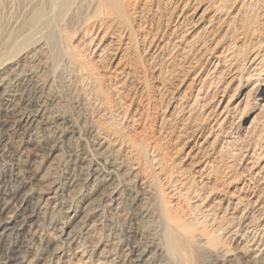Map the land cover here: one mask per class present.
<instances>
[{"label":"bare ground","instance_id":"bare-ground-1","mask_svg":"<svg viewBox=\"0 0 264 264\" xmlns=\"http://www.w3.org/2000/svg\"><path fill=\"white\" fill-rule=\"evenodd\" d=\"M15 1L14 4L16 3ZM159 1L164 5V8H162V4H159ZM247 1L249 2V0H208L206 6L203 7L202 11L198 14V9L200 8V3L202 2V0H26L25 4L21 6L23 9L20 13V16L13 20V26L11 25L12 28L7 31L6 29L9 27V25L8 27L6 25H4L3 27L2 22L6 19L2 21V18L5 10H7L8 13V10L11 9L9 4H12V0H0V109L4 108L5 112L7 113L5 117L3 116L0 119V143L4 138L5 132L9 130L16 132L15 127L19 126L28 128L30 126H38L40 123L38 119L42 118V116H44L46 112L45 104H53L54 100L56 99L54 94H52L50 98V93H54L52 90L54 79H50L48 78L49 76H46L45 70L48 65H46V62L44 61L46 58L44 60L42 58L44 56V53H50L53 57L54 62L50 68L53 77L59 69H66L71 65L72 62L78 61L82 64H80L81 69H85L88 74H91V76H93V78H105L104 81L107 85V89L105 90L106 92L107 90H110L111 92L118 95L120 92H122L123 85L127 84L125 81L129 79L130 81L133 80L132 78L134 77L135 71L134 67L132 66L133 57L131 51H134V49L140 51L139 45L144 46L145 44H147V46L145 45L147 48L152 45V47L154 48L152 50V56H157L162 51V48H164L163 42L164 46L168 42H172V44L173 42H177L178 44H180V42H182L187 37H189L191 42H193L194 44L198 43L200 47L206 46L209 41H215L216 34L218 33V31H221L223 29V26H227L226 30L224 28V30L227 31L230 24L232 25L235 21L240 19L239 14L241 16V6L245 5ZM22 2L24 1L22 0ZM238 3L241 5L237 8V11L233 13V8L235 7L234 5H237ZM168 5L172 7L170 11L168 10V8H166ZM166 9L169 12V16L166 17L167 22H165V25L162 27L160 25V22L166 15ZM172 16H174L173 19ZM153 19H156V22L158 24L153 25ZM205 19H207L206 24H203ZM170 22L173 23L172 27L169 26ZM2 28L4 30H2ZM15 28L16 30L19 29L18 34L13 33ZM238 28H234V31H237ZM166 32L168 33L169 37L166 41H164L163 37L165 36ZM241 35L242 33H240V36ZM216 45L217 42L215 41V45H213V47L215 48ZM235 45L232 46L228 44L225 47L223 46L224 48H222L219 52L216 53V55H214L215 58L213 59V67L215 70L220 65L221 58H230L233 56L234 52L232 51V47L233 49H235ZM214 48H212V50ZM45 49H47L46 52H44ZM183 50L184 49L182 48V51ZM180 53H182L181 50ZM202 53L204 54V51ZM185 54L187 55V53ZM189 60L191 59L189 58ZM197 60L195 63H193L194 66L197 64ZM242 60L243 61L241 62L243 63L241 65L246 69H249V71L251 72L246 78L247 80H250L251 76L257 71V66L260 64L259 60L264 61V40L258 41L256 44L251 46L250 49L246 52V56L242 58ZM190 62L188 64H190ZM69 68L71 69V66ZM99 69L103 70L102 73ZM78 70L79 69H76V71ZM235 70L238 69H232L230 67L227 70L230 74V78L233 77L232 75L235 73ZM239 70H241V68ZM182 72L184 73V71ZM224 72L226 71L223 70V73ZM219 73L222 74V71H220ZM197 74L198 72H196V74L192 78H194ZM77 75L79 76V74ZM186 75L184 76V78L186 77ZM213 75L214 74H212V76ZM206 77L207 76H203V78L201 79L200 87L206 83ZM89 79L90 78L88 75V80ZM196 79H191V81L188 83L187 88L192 87ZM228 83L229 81L219 87L216 92L217 98L220 94V96H222V94L225 92ZM200 87L194 95L193 102H195V100L199 99L200 97L203 99L206 95V93L202 94ZM43 91L47 92L49 94V97H45ZM104 95L105 94L102 95L101 99L105 101V99L109 96ZM184 97L181 96V98H178L182 99ZM247 97L248 93H245L243 98L247 100ZM209 98L211 100V97ZM34 104L41 105H39L38 108L35 107ZM130 104L131 102L128 103V107L124 110H117V116L121 118V125L119 127L116 126V128H114L107 127L108 125L104 126V123V125L101 122L98 123L91 116V118H89V120L87 121L88 124L86 125V132L89 136L88 138H90L91 142L94 144V147H96V153H98L101 158H103L102 161L105 168L104 172H100L99 176H97L95 173L96 176L93 178V180L88 181V175L86 174L84 178H81H83L86 184L90 185L89 189H87V192L90 195L87 196H91V192H97L104 186L108 191L107 193H109L107 196L109 198V202H106V200L104 199L107 194L106 190H102L97 200V207L90 208L92 206H90L88 203L84 205L82 209V214L84 213V215H82L80 220H77H79V223L81 224V230H83L84 228V234L86 233V236H88L89 232L91 233V230H96L97 224H95L96 219L94 218H96L102 210L114 209V213L118 215V211L121 209L120 204L123 201L124 197L129 200V204H127L129 205L130 209L138 210L140 217H146L148 209L142 205V201L144 200L148 192H150L151 187L157 188L158 195H160L159 212L161 213V215L164 213L167 214V212H175L180 203L177 197L175 198L174 196H169L168 199L164 197L165 192L162 191L159 187V181L161 179L158 181L159 176L156 175V173L154 174V178L152 177V174V179L149 180V177H146V175L144 174L143 166L140 164V162L137 161L136 164L132 163V148L130 149L129 147H127L126 151L128 154L123 153L124 148L122 145H124L126 139L129 142L131 141L130 144L136 143L132 141V138L129 139L126 133H123L121 131L124 128L126 130V127L129 124H131V127L134 126V123L136 121V119H134L136 117L130 115L128 112L130 110ZM192 105L189 104V106ZM220 106L221 104H216L214 108H211V106V109L209 108V110H205L206 114L204 115L207 117L213 115L215 112H218V115L216 117L221 118L220 120L224 121L227 116L225 107H228V104H226L224 107L222 106L223 108L221 109ZM180 108L178 109L180 110ZM48 109L50 108L48 107ZM173 109L174 107H172V112L174 111ZM103 111H105V108ZM104 113L105 112H103L102 114ZM126 115H128L127 121L123 122V120L126 119ZM47 117L44 119H47ZM204 117L202 116L203 120ZM8 119H10V121H8ZM44 127L46 128V126ZM7 134L10 135V132ZM22 135L23 132L22 134H20L21 138H23ZM16 143L17 147H15V152L17 153L18 158L14 166L18 169V176L16 178L15 187L19 188L21 186H24L25 184L31 183L34 177V169H36L35 166H37L36 170H38V168H40L42 160L39 162V157L36 154L30 152L29 149L28 151L26 150L27 145L24 140L21 139ZM201 147H203L202 142L199 145L198 150L196 149V152H194L193 146L188 149L189 151L187 150L185 156L191 158L188 163V168L198 163L197 156L199 155L197 154L198 151L201 150ZM142 150L146 154L144 155L148 160V156L146 153L147 147H143ZM191 154L193 155L191 156ZM239 156L240 167L238 169L236 168V170H229L227 172L225 180L221 182H218V180L211 181L209 179V176L208 178H205V176L200 174L199 176H196L194 173L191 174L188 172V168L187 170L184 169L185 171L181 169V171L183 172H179L174 179H171L169 181V183H172L171 188L174 190V192L178 189L176 193H180V196L185 195L188 201L190 200V205L197 209H200V212L202 211L205 214L206 222L209 223L211 232L207 231V227L204 225L202 226V228H200L201 231L198 233L184 234V232H182V235H180V233L177 232V229L182 228L184 230L187 226L180 223L179 218L173 220L168 216V218L165 219L167 226H165L166 234L164 236V244L160 240H158L159 238H153L154 235H150V237L153 238L152 240H150L151 238L148 239V236L146 237L140 234L141 236H139V240L134 246H129V244H126L127 246L122 250L119 259L118 257H115V255L111 254L112 256L108 255L100 259L97 258V260H103L102 264H105V260H109L107 262H111V264H154L155 255L153 254L160 251L161 258L163 260H168V264H182L180 262H177V260L183 259L186 262V255H183L182 258L179 259V256L176 254V252L177 247L181 248L182 244H185V247L187 245L189 246V250H191L189 253L187 252V255L191 253L193 254L192 251H198V254L206 253L207 257H210L214 260L215 264H222L224 262L223 259L226 258V256L233 250L231 248V245L233 244L234 246L238 247L243 246L242 248L244 249L246 247V252H248L252 256V260L254 262L260 261L264 264V134L259 133L258 135H256V140L253 147L248 144L245 148L240 150ZM42 157L43 156H41V158ZM74 159L79 160L76 166L79 165V167H77L80 171V174L82 171H89L90 164H85L86 159L83 156L80 157V155L77 154ZM153 161L156 162V159ZM22 163L23 166L21 167L20 164ZM228 168L229 167H227V169ZM79 171L78 175H80ZM67 178H69L70 180L68 181V183H66V187L70 189L75 186L73 184L74 179L70 178L69 176ZM240 180H242L241 184L238 183ZM110 183L113 184V187L109 188L108 186L111 185ZM237 183L240 184V186H238ZM49 185L50 186L47 188V190L45 189L46 191L44 189H41L44 191L38 192L30 190L28 192H22L21 194H18L16 190H12L11 193L4 194L7 196L0 201V238L5 236L9 238L10 243L7 245L4 251V255L6 259H8L13 264H29V262L26 261V258L18 256L20 252L19 250L21 248L20 246L15 244V241L25 233L27 228L33 227L32 224H29L33 222V220L36 219L35 217H37V215L42 212L44 207L51 202L53 194L54 196L57 194L60 188V184L55 185L54 183V185ZM31 187L32 186H30V188ZM217 193H221L222 195L216 196ZM68 211H70V207L65 208V212ZM75 212L77 211H73L72 217L75 215ZM128 219L130 218L128 217ZM51 221H53V219ZM89 221L91 223H89ZM194 224H196V222ZM53 228L58 233V238L61 239L62 246H60L63 248V245L66 244L67 248L63 250L60 248V246H56V244H54L56 246L53 252L54 255L56 253H59L58 255H56L57 258L55 260H62L63 263H66L68 262V260H72L71 253L74 252L75 249L83 248V254L87 251V248H85L84 246L86 241L85 243H79L80 241L75 237L76 235H74L72 231H67V228L64 229V226L57 225L56 221L53 223ZM73 229L77 228L75 227ZM13 234L15 236V239L13 237ZM91 234H93V232ZM107 236L109 237L110 234ZM128 236L130 235H127V237ZM95 243L96 242L92 244ZM161 243L164 245L165 249L163 247H160ZM230 243L231 245H229ZM54 245L52 247H54ZM101 245L102 244L100 243H96L95 247L98 249L99 246L104 250L110 244L106 243L102 246ZM41 249L42 248H40V250ZM101 252L102 251L100 250V256L102 255ZM169 253H171V255ZM21 256L23 255L21 254ZM77 259L81 261L80 258ZM174 260H176V262ZM96 264H98V262Z\"/></svg>","mask_w":264,"mask_h":264},{"label":"rangeland","instance_id":"rangeland-1","mask_svg":"<svg viewBox=\"0 0 264 264\" xmlns=\"http://www.w3.org/2000/svg\"><path fill=\"white\" fill-rule=\"evenodd\" d=\"M14 1L15 0H12V4H9L11 9L8 10V13L7 10H5L2 18V21L6 19L2 22L3 27L4 25H6L7 27L9 25V27L6 29L7 31L12 28L13 20L20 16V13L23 9L21 6H23L26 2V0H23L24 2H22V0H16V3L14 4ZM207 2L208 0H202V2L200 3V8L198 9L199 11L197 10L198 14L202 11L203 7L206 6ZM246 3L245 5L241 6V16L239 14L240 19L235 21L234 24H230V29L228 28L227 31H225L227 28L226 25L223 26V29L221 31H218L215 38V41L217 42L215 48L213 47V45H215V41H209L208 43L210 44L207 43L206 46L200 47L198 43L194 44L193 42H191L190 38L187 37V40L184 39L182 42H180V44H178L177 42H173V44L172 42H168L164 46V42L162 41L164 48H162V51L157 56H152V50L154 49L152 45H150L148 48L146 47L147 44H145L146 46L139 45L140 51L135 49L134 51H131L133 57L132 66L134 67L135 71L134 77L132 78L133 80L130 81L129 79L125 81L127 84L123 85L122 92H120L118 95L111 92L110 90H107L108 93L110 92L109 95L105 91L107 89V85L104 81L105 78L101 79L99 77H94V79L93 76H91V74H88L85 69H81L82 64L78 61L72 62L70 65L71 69L73 68L72 70L74 71H72L69 66L66 69H59V72L57 71L55 76L53 77L52 71H50V68L54 62L53 57L50 53H44L45 57L43 56L42 58L43 60L46 58L44 61L46 62V65H48L45 70L46 76H49L48 78L50 79H54L52 89L54 93H50V98L51 95L54 94L56 99L54 100L53 104H45L46 112L44 116H42V118L38 119L40 122V126H30L28 128L18 126L15 127L16 132L9 130L4 133V141L2 140L3 143H0V201L7 196L4 194H9L12 190H16L18 194H21L22 192H28L30 190H33L34 192L44 191L45 189L47 190V188L50 186L49 184L54 185V183L55 185L60 184V188L55 196L53 194L51 202L47 204L42 212L38 214L37 217H35L36 219H34L33 222L29 224H32L33 227L27 228L25 233L21 236L23 238L20 237L15 241V244L23 249L19 250L20 252L18 256L26 258V261L29 262V264H76L78 261L79 262L77 264H96L97 262L98 264H102L103 260H97V258L100 259L108 255H115V257H118L119 259L122 250L127 246L126 244H129V246H134L138 242L139 236L141 235H144L146 237L148 236V239L151 238L150 240H152L153 238H159L158 240H160L164 244V236L166 234L165 226H167L165 219L168 218V216L173 220L179 218V222L187 226L184 230L182 228L177 229V232H179L180 235H182V232H184V234L198 233L201 231L200 228H202V226L204 225L207 227V231L211 232L209 223L206 222L205 214L202 211L200 212V209H197L190 205V200L188 201L185 195L180 196V193H176L178 189L174 192V190L171 188L172 183H169V181L171 179H174L179 172L181 173L187 170L189 166V160L191 159L190 157L185 156L187 150L193 146L194 152H196L202 142L203 147H201V150H199L197 154L199 155L197 156L198 163L194 164L192 167H189L188 172L191 174L194 173L196 176H199V174L203 175L205 176V178H208L209 176V179L211 181L218 180V182H221L225 180L227 172L229 170H236V168L238 169L240 167V150L245 148L248 144L253 147L256 140V135H258L259 133L264 134V61L259 60L260 64L257 66V71L254 74L252 73L253 75L251 76L250 80H247L246 78L251 72L249 71V69H246L241 65L243 63L241 62L243 61L242 58L246 56V52L250 49V47L256 44L258 41L264 40V0H249V2L247 1ZM17 4L20 5L18 6ZM159 4L161 5L162 3L159 1ZM240 5L241 4L239 3L237 5H234L235 7L233 8V13L237 11V8ZM161 6L162 8H164L163 4ZM166 8H168V10L170 11L172 7L168 5ZM168 10L166 9V15L160 22V25L162 27L165 25V22H167L166 17L169 16ZM173 18L174 16H172V19ZM206 21L207 19L204 20L203 24H206ZM152 22L153 25L158 24L156 22V19H153ZM172 25L173 23L170 22L169 26L172 27ZM234 28H238L239 31H234ZM2 30L4 29L2 28ZM17 30L15 28L13 33L18 34L19 29ZM240 33H242L241 36ZM168 37L169 35L166 32L163 40L166 41ZM228 44L232 46L236 44L235 49H233L232 47V51L234 52L233 56L230 57L231 59L229 57L221 58V63L215 70L213 67V59L215 58L214 55H216L217 52H219ZM180 47H182L184 50L182 51V48ZM212 48H214V52ZM46 50L47 49H45L44 52H46ZM180 50L182 53H180ZM202 50L204 51V54L202 53ZM207 50H210L212 52H208ZM185 53H187L188 56ZM181 54L184 57L187 56L188 58H184ZM198 56L203 57L200 58ZM194 57H198V60ZM189 58L191 60H189ZM196 60L197 64L194 66L193 63H195ZM189 62L190 64H188ZM190 65L192 68L190 67ZM183 66L184 68L189 70L184 69ZM230 67L232 69H238L235 70L232 78H230V74L227 71ZM240 68L241 70H239ZM76 69L79 70L76 71ZM99 70L102 73L103 70ZM223 70L226 72L223 73ZM182 71H184V73ZM220 71H222V74L219 73ZM196 72H198V74L194 78H192L196 74ZM76 73L79 74V76ZM184 74L186 75L185 78ZM212 74L214 75L212 76ZM88 75L90 78L89 80ZM203 76H207L206 83L200 87V81ZM179 79L181 80V82ZM191 79H196V81L195 83H193L192 87L187 88L188 83L191 81ZM228 81L229 83L226 87L225 92L222 94V96H220V94L217 98V90ZM199 87L201 88L200 90L202 94H209L207 96L205 95L203 99L200 97L199 99H196L195 102H193L194 95L196 94ZM245 93H248L247 100L243 98ZM43 94L45 97H49V94L47 92L43 91ZM103 94L109 96L105 99V101L101 99ZM181 96L184 98L180 99ZM209 97H211V100ZM129 102H131V104L130 110L128 112L130 115L136 117L134 118L136 119V121L134 123V126H132L133 128L130 126L131 124H129L126 127V130L124 128L121 131L123 133H126L129 139L132 138V141L136 143L130 144L131 141L129 142L127 139H124L125 142L124 145H122L124 148L123 153H127V147H129L130 149L132 148V163L136 164L137 161H139L143 166L144 174L146 175V177H149V180L152 179L151 175L153 174L152 177L154 178V174L156 173V175L159 176L158 181L161 179L159 181V187L162 191L165 192L164 197L166 199H168L169 196H174L175 198L177 197L180 203L175 212H167V214L164 213L161 215V213L159 212L160 195H158L157 188L151 187L150 192H148V194L142 201V205L148 209L146 217H140L138 210L130 209L128 205L129 200L124 197L123 201L120 204L121 209L119 208L120 210L118 211V215L114 213V209H105L102 210L96 218H94L96 219L95 224H97L96 230H91V233L93 232V234L89 232L88 237L86 236V233L84 234V228L83 230H81L80 228L81 224L79 223V220L82 215H84V213L82 214V209L87 203L92 206H89L90 208L97 207L99 194L102 190L106 189L103 186L97 192H91V196H87L90 195L87 192V189H89L90 185L86 184L83 178L88 175V181L93 180L96 175L99 176L100 172H104L105 168L102 161L103 158H101V156L96 153V147H94V144L91 142L90 138H88L89 136L86 132V125L88 124L87 121L92 117L98 123H104V126L108 125L107 127L114 128H116V126L119 127L121 125V118L117 116V110H124L128 107ZM224 103L228 104V107H225L227 116L224 121H221V118L216 117L218 115V112H215L213 115L207 116L208 118L204 115L206 114L205 110H209L211 106V108H214L216 104H221V109L226 105ZM189 104L192 106H189ZM39 105L41 104H34V106L38 108ZM48 107L50 109H48ZM172 107H174L173 112ZM104 108L105 111H103ZM178 108H180V110ZM0 112L2 115H0V119L3 116L5 117L7 114L4 108L0 109ZM101 112H105L106 114H102ZM202 116H205L206 119L204 117L203 120ZM46 117L47 119H44ZM127 118L128 115H126V119H124L123 122H126ZM8 121H10V119H8ZM44 126H46V128ZM9 132L10 135L7 134ZM22 132L23 138L20 137V134H22ZM21 139L24 140L25 143L28 141L26 143V150L28 151L29 149L30 152L36 154L39 157V162L41 160L42 161L38 170H36L37 166H35L36 169H34L35 172L33 171L34 177L31 183L16 188L15 185L16 178L18 176V169L14 165L16 164L18 155L15 152V147H17L16 142ZM143 147H147L146 153L148 156V160L145 156L146 154L142 150ZM77 154H79L80 157L83 156L86 159L85 164H90V169L88 172L82 171L80 174V171L78 169L79 165H77L78 167L76 166L79 160L74 159ZM192 155L193 154H191V156ZM41 156L43 157L41 158ZM155 159L156 162L153 161ZM100 164L102 165V167ZM20 166L22 167L23 163L20 164ZM227 167L229 168L227 169ZM181 169H183V171H181ZM78 171L80 175H78ZM68 176L74 179L73 184L75 186L80 184L81 185L77 186L78 188L74 186L68 189L66 187V183H68V181L70 180L69 178H67ZM46 181L50 183L48 184ZM241 181L242 180H240L238 183L241 184ZM238 183L237 185L240 186V184ZM30 186L32 187L30 188ZM108 187H113V184L109 185ZM107 192L108 191L106 190V193ZM108 194L109 193H107L104 197L106 202H109V198L107 197ZM220 195L222 194H216V196ZM52 205L54 206V208ZM66 207H70V211L65 212ZM74 210H76L77 212H75V215L72 217ZM128 217L130 219H128ZM50 219H53V221H51ZM55 221L57 225L64 226V229L67 228V231H72V233L76 235L75 237L80 241L79 243H85L86 241L84 246L85 248H87V251L84 254L82 251L83 248L75 249L74 252L71 253L72 260H68V262L66 263H63L62 260H55L57 258L56 255H58L59 253H56L54 255V248L57 245L62 246L61 239L58 238V233L53 228V223ZM195 222L196 224H194ZM89 223L91 222L89 221ZM77 224L80 229L77 227ZM39 226L41 227V229ZM74 226L77 229H73L75 228ZM109 234L110 236L108 237L107 235ZM24 235L26 236V238ZM127 235L130 236L127 237ZM150 235H154L153 238L150 237ZM13 237L15 239L14 234ZM94 242L100 243L102 245L108 243L110 245H108V247H106L104 250L99 246L97 249L95 247L96 243L92 244ZM9 243L10 241L7 236L0 238V264H13L8 259H6L4 255V251ZM162 243L160 244V247L164 248V245ZM54 244H56V246ZM53 245L54 247H52ZM229 245H231V243ZM61 246L60 248L65 250L66 244L63 245V248ZM242 247L243 246L238 247L232 244L231 248L233 250L226 256V258L223 259L224 262L222 264H263L260 261L254 262L252 260V256L248 252H246L247 248L245 247L244 249ZM40 248L42 249L40 250ZM100 250L102 251L101 256L99 255ZM190 251L191 250H189V246L186 245L185 247V244H182L181 248L177 247L176 254L179 256V259L182 258L183 255H186V262L183 259L177 260V262H180L182 264H215L214 260L210 257H207L206 253L198 254V251H192L193 254L191 253L187 255V252L189 253ZM158 252L153 254L155 255L154 264H168V260H163L160 256V251ZM20 253L23 256H21ZM169 254L171 255V253ZM77 258H80L81 261ZM107 261L109 260H105L104 263L111 264V262L108 263ZM174 261L176 262V260Z\"/></svg>","mask_w":264,"mask_h":264}]
</instances>
